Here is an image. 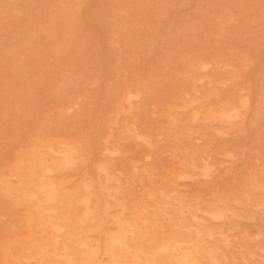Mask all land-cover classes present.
<instances>
[{
    "label": "bare ground",
    "instance_id": "obj_1",
    "mask_svg": "<svg viewBox=\"0 0 264 264\" xmlns=\"http://www.w3.org/2000/svg\"><path fill=\"white\" fill-rule=\"evenodd\" d=\"M259 9L0 0V264H231L222 224L263 210L260 168L210 197L181 185L234 154L214 135L264 123L258 59L214 50Z\"/></svg>",
    "mask_w": 264,
    "mask_h": 264
},
{
    "label": "rangeland",
    "instance_id": "obj_2",
    "mask_svg": "<svg viewBox=\"0 0 264 264\" xmlns=\"http://www.w3.org/2000/svg\"><path fill=\"white\" fill-rule=\"evenodd\" d=\"M260 7L261 13L255 19L256 24L253 28H251V22L247 26L243 24L240 30L229 31L226 38L215 45L214 50L222 55L230 53L236 41L242 52L251 53L258 59L256 63L259 64V75L264 78V0H260ZM201 8L206 9L204 1H201ZM229 95L231 94L225 92L216 95V97L226 98ZM49 99L51 98H48L44 91L39 92L38 100L40 102H47ZM97 101L100 104L101 99ZM183 130L186 129L183 128ZM214 137V146L234 151V154L225 156L220 167L209 175L197 174L186 179L185 183L181 185L183 193L190 195L197 192L205 197H210L217 190H229L239 186L242 178L259 168L262 172L264 191V123L256 127H247L244 132L231 131L216 134ZM201 141L200 138L196 139L198 143ZM157 157L163 162V167L170 162L168 150L161 152ZM163 167L158 168L157 171ZM238 213L237 224H222L228 234L227 244H225L227 250L224 251L228 261L231 264H264V196L262 211L240 209ZM246 249L253 250L255 253L248 256L245 252Z\"/></svg>",
    "mask_w": 264,
    "mask_h": 264
}]
</instances>
